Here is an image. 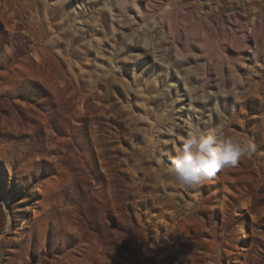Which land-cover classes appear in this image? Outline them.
Wrapping results in <instances>:
<instances>
[{
	"label": "rangeland",
	"instance_id": "obj_1",
	"mask_svg": "<svg viewBox=\"0 0 264 264\" xmlns=\"http://www.w3.org/2000/svg\"><path fill=\"white\" fill-rule=\"evenodd\" d=\"M0 264H264V0H0Z\"/></svg>",
	"mask_w": 264,
	"mask_h": 264
},
{
	"label": "clouds",
	"instance_id": "obj_2",
	"mask_svg": "<svg viewBox=\"0 0 264 264\" xmlns=\"http://www.w3.org/2000/svg\"><path fill=\"white\" fill-rule=\"evenodd\" d=\"M226 125L217 127L209 134L197 130L189 132L183 146L175 149L168 173L178 184L199 185L210 180L225 167L235 166L250 155L249 146L225 133Z\"/></svg>",
	"mask_w": 264,
	"mask_h": 264
}]
</instances>
